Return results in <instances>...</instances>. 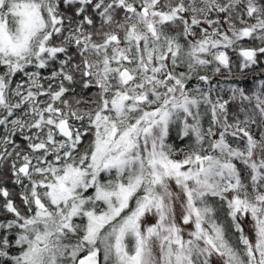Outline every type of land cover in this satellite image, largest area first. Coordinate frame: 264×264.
<instances>
[{
	"label": "snow or ice",
	"instance_id": "obj_1",
	"mask_svg": "<svg viewBox=\"0 0 264 264\" xmlns=\"http://www.w3.org/2000/svg\"><path fill=\"white\" fill-rule=\"evenodd\" d=\"M0 264H264V0H0Z\"/></svg>",
	"mask_w": 264,
	"mask_h": 264
},
{
	"label": "trees",
	"instance_id": "obj_2",
	"mask_svg": "<svg viewBox=\"0 0 264 264\" xmlns=\"http://www.w3.org/2000/svg\"><path fill=\"white\" fill-rule=\"evenodd\" d=\"M252 74H250V76H251ZM217 81H219L220 82V84L221 85H224V86H226V85H228V84H230V83H238L239 84V86H241V87H251L252 85H254V83H255V81H253V80H249V82L247 83V84H245V83H243L242 81H241V78H226V77H220V78H218V77H214L213 79H212V83L213 84H215ZM197 85V81L195 80V79H193L191 82H190V84H189V86L190 87H195ZM92 91H94V89L92 90ZM173 137L175 138V133H173ZM182 146V145H181Z\"/></svg>",
	"mask_w": 264,
	"mask_h": 264
},
{
	"label": "rangeland",
	"instance_id": "obj_3",
	"mask_svg": "<svg viewBox=\"0 0 264 264\" xmlns=\"http://www.w3.org/2000/svg\"><path fill=\"white\" fill-rule=\"evenodd\" d=\"M209 74L212 75L213 78L214 77H218V78H220V77L232 78L227 72H224L223 74H212V73H209ZM235 78H240V77H239V75H237ZM149 222H154V220L149 218ZM244 227H245V231H248V223L247 222H245Z\"/></svg>",
	"mask_w": 264,
	"mask_h": 264
}]
</instances>
